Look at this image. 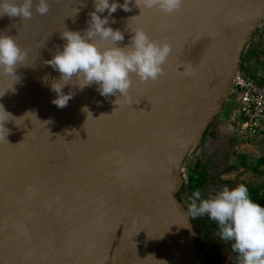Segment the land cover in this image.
<instances>
[{
  "label": "water",
  "instance_id": "obj_1",
  "mask_svg": "<svg viewBox=\"0 0 264 264\" xmlns=\"http://www.w3.org/2000/svg\"><path fill=\"white\" fill-rule=\"evenodd\" d=\"M63 1L48 0V13L38 15L34 0L28 20L0 17V34L14 38L27 53L15 70L17 82L25 72L41 74L32 53ZM129 8H118L109 18L111 27L124 35L117 46L128 45L133 31L142 29L151 40L168 42L171 52L155 81L133 76L125 97L98 95L58 203L48 264H115L113 245L121 222L133 197L144 190L150 193L149 215L169 234L178 264H196L198 245L177 197L183 185L181 169L228 99L241 55L264 16V0H182L171 14L145 9L138 0H129ZM44 77L59 80L60 75L52 69ZM17 82L0 75V105L6 112ZM199 107L204 111L198 124ZM3 128L0 120V147L10 137ZM105 249L104 259L100 251Z\"/></svg>",
  "mask_w": 264,
  "mask_h": 264
},
{
  "label": "bare ground",
  "instance_id": "obj_2",
  "mask_svg": "<svg viewBox=\"0 0 264 264\" xmlns=\"http://www.w3.org/2000/svg\"><path fill=\"white\" fill-rule=\"evenodd\" d=\"M91 11L92 0H64L63 9L54 16L51 26L41 31L32 50L41 74L25 72L13 87L8 114L2 118L3 129L10 137L0 147V264L49 263L58 203L66 176L76 163L80 142L88 134L99 92L96 84L80 89L73 81L62 89L75 93L72 99L67 106L56 107L51 102L56 94L44 77L52 68L45 61L62 50L65 41L60 36L65 29L83 35ZM98 15L106 16L107 10ZM198 41L199 36L194 47ZM98 43L108 46L109 42ZM85 107L87 112L83 111ZM203 111V107L198 108V124ZM151 206L148 191L133 197L120 225L115 264H178L169 234L149 215ZM107 251L100 253H106L107 258Z\"/></svg>",
  "mask_w": 264,
  "mask_h": 264
},
{
  "label": "clouds",
  "instance_id": "obj_3",
  "mask_svg": "<svg viewBox=\"0 0 264 264\" xmlns=\"http://www.w3.org/2000/svg\"><path fill=\"white\" fill-rule=\"evenodd\" d=\"M92 2L94 11L88 13L83 35L65 29L60 36L65 41L62 50L45 61L60 74L59 80H47L51 91L56 94L51 102L58 108L67 106L75 94L62 91L73 81L80 89L96 84L101 96L118 93L119 98H123L128 93L133 76L141 82L155 81L161 76L171 52L168 42L153 41L142 29L133 31L128 45L117 46V42L124 40V35L119 29L108 26L109 18L118 8L129 11V0L123 3L117 0ZM138 3L145 9L158 8L165 14H171L180 9L182 0H138ZM33 5L34 0H0V17L31 19ZM105 10L106 16L98 15ZM48 11V0H35L38 15H45ZM99 41L109 42L110 46H101ZM26 56L27 53L14 38L0 34V75L14 77L17 82L15 70L23 64ZM188 71L185 68V73ZM83 111L88 109L85 107ZM0 113L8 114L3 105H0ZM2 118L0 116V120ZM189 201L188 214L193 218L207 216L214 221L220 238L231 242L232 251L238 254L239 264H264V205L251 198L245 184L231 189L224 187L209 198H201V192L197 190L191 194Z\"/></svg>",
  "mask_w": 264,
  "mask_h": 264
},
{
  "label": "rangeland",
  "instance_id": "obj_4",
  "mask_svg": "<svg viewBox=\"0 0 264 264\" xmlns=\"http://www.w3.org/2000/svg\"><path fill=\"white\" fill-rule=\"evenodd\" d=\"M261 24L259 33L254 34L253 37L260 39L261 48H263L264 25L261 26ZM245 72H254L255 76L262 77L264 70L261 67L260 59L256 60L255 58L251 61V65L240 69L241 74ZM234 102L230 97L222 105L215 115L218 124L217 133L206 135L196 151L186 159L181 169V178L185 185L181 204L185 208H188L189 197L194 191L199 190L201 198H209L224 187L228 186L231 189L238 184H245L251 198L253 200L255 198V202L264 205V163L257 162V159L264 157V134L247 138L237 133V121L231 115ZM206 149L208 150L205 151ZM243 158L246 159V165L238 164L242 162ZM212 223L217 226L214 221ZM115 242L113 247H115ZM225 242L231 248V242ZM222 245L224 246V244ZM227 246H225L226 249H228ZM237 263L239 264V262Z\"/></svg>",
  "mask_w": 264,
  "mask_h": 264
},
{
  "label": "built area",
  "instance_id": "obj_5",
  "mask_svg": "<svg viewBox=\"0 0 264 264\" xmlns=\"http://www.w3.org/2000/svg\"><path fill=\"white\" fill-rule=\"evenodd\" d=\"M260 23L261 26L264 25V16ZM259 59L264 70V47ZM258 78L247 77L238 70L229 88L227 100L232 97L235 101L231 115L237 121V133L247 138L264 134V75L263 78Z\"/></svg>",
  "mask_w": 264,
  "mask_h": 264
},
{
  "label": "trees",
  "instance_id": "obj_6",
  "mask_svg": "<svg viewBox=\"0 0 264 264\" xmlns=\"http://www.w3.org/2000/svg\"><path fill=\"white\" fill-rule=\"evenodd\" d=\"M258 33H259V28L256 29L254 34H258ZM260 38H261V36H260ZM261 47H262V43H261L260 39L259 38L256 39V38L252 37L251 41L245 47V50L241 55L240 69L242 67H246L247 65H251V61L254 60L255 58H256V60L259 59L260 54L262 53ZM244 74L247 77H257V76H255L254 72H252V73L245 72ZM217 125H218L217 120L214 117L212 122L205 129V131L202 135L201 141L203 140V138H206V135H212L213 133L215 135L217 133V130H218ZM223 138L224 137L222 136V139ZM230 148H229V150H230ZM207 150L208 149H206L205 151H207ZM257 162L258 163H264V157L257 159ZM238 164L246 165V159L243 158L242 162L238 163ZM184 189H185V185H183V187L177 193V197L180 200V202L183 201V199L181 197L183 195ZM254 200H255V198H254ZM187 209L188 208L186 207V210ZM189 219H190L193 231H194L196 244L197 245L199 244V256L196 259V264H213V258L211 257L209 251L211 250L213 252V254L215 255V257L219 258L218 254H217L218 252H216V250L221 251L222 246H223L222 241L218 239L220 237L218 232H217L218 227L216 225L215 226L212 225L213 224L212 220H210L207 216L193 218L189 215ZM226 262H227V260L224 261L222 264H227Z\"/></svg>",
  "mask_w": 264,
  "mask_h": 264
},
{
  "label": "flooded vegetation",
  "instance_id": "obj_7",
  "mask_svg": "<svg viewBox=\"0 0 264 264\" xmlns=\"http://www.w3.org/2000/svg\"><path fill=\"white\" fill-rule=\"evenodd\" d=\"M212 225H214V224H212ZM218 239L222 241V243L224 244V246H222L221 251H218V250L215 249L216 252H218L217 254H218L219 258H216L215 255L213 254V252L211 250L209 251L211 257L213 258V264H222L226 260H227V262H226L227 264H238L237 263V262H239V256H238V254L234 253L232 251V249L229 248L225 244L226 242L224 240H222L220 237ZM225 246H227L228 249H226ZM198 256H199V244H198Z\"/></svg>",
  "mask_w": 264,
  "mask_h": 264
}]
</instances>
